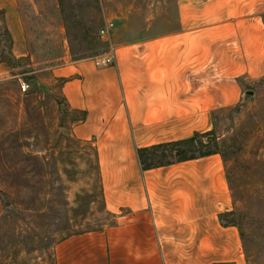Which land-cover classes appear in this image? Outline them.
Listing matches in <instances>:
<instances>
[{
	"label": "crops",
	"instance_id": "1",
	"mask_svg": "<svg viewBox=\"0 0 264 264\" xmlns=\"http://www.w3.org/2000/svg\"><path fill=\"white\" fill-rule=\"evenodd\" d=\"M25 1L0 0L11 54L49 68L62 80L68 108L85 114L74 121L72 134L94 149L104 211L112 215L102 229L62 241L58 264H251L239 226L226 222L235 204L219 152L148 169L138 156L142 148L206 134L213 114L239 101L235 77L223 76L222 48L213 45L208 68L212 45L202 29L159 30L151 16L132 28L128 16H118L115 62L97 68L89 58L72 59L65 39L53 56L45 45L36 47L30 38L36 33L24 20ZM127 28L136 37L120 39ZM246 31L261 36L258 52L247 59L260 68L254 72L264 73V33ZM11 71L0 62V79Z\"/></svg>",
	"mask_w": 264,
	"mask_h": 264
},
{
	"label": "rangeland",
	"instance_id": "2",
	"mask_svg": "<svg viewBox=\"0 0 264 264\" xmlns=\"http://www.w3.org/2000/svg\"><path fill=\"white\" fill-rule=\"evenodd\" d=\"M22 6L28 30L36 33L31 40L51 56L65 39L72 59L91 60L106 45L99 28L108 20L117 26L118 16H128L132 28L151 16L159 30L202 29L212 45L208 68L214 65L213 45L222 48L223 76L235 77L240 98L213 114L212 128L200 138L208 145L190 152L223 156L235 204L227 220L239 226L250 263L264 264V73L248 62L261 36L246 31L264 33V0H27ZM131 32L127 28L118 37H136ZM0 43L7 51L2 35ZM233 61L239 66H230ZM31 63L16 58L12 74L0 79V264H58L62 241L112 222L94 149L72 134L81 114L64 102L62 80Z\"/></svg>",
	"mask_w": 264,
	"mask_h": 264
},
{
	"label": "trees",
	"instance_id": "3",
	"mask_svg": "<svg viewBox=\"0 0 264 264\" xmlns=\"http://www.w3.org/2000/svg\"><path fill=\"white\" fill-rule=\"evenodd\" d=\"M0 23H2V35L4 41L7 43V51L1 48L0 43V62L6 63L8 66H12L14 58L11 54L12 37L5 25L4 13L0 11ZM81 118L85 117L84 113H81ZM203 135H194L193 137L180 142H173L169 144H160L152 147L142 148L138 150V156L143 169H148L163 164L171 163L172 161H182L186 159L195 158L197 156H203L215 151L206 150L200 154H194L190 152L191 147L195 145L207 146L208 143H204L200 138ZM213 141V140H212ZM226 222H231L226 220Z\"/></svg>",
	"mask_w": 264,
	"mask_h": 264
},
{
	"label": "built area",
	"instance_id": "4",
	"mask_svg": "<svg viewBox=\"0 0 264 264\" xmlns=\"http://www.w3.org/2000/svg\"><path fill=\"white\" fill-rule=\"evenodd\" d=\"M115 23L111 20H108L101 26L98 30V37L106 43L104 49L92 57V62L95 67L102 68L111 66L115 62L116 57V45L112 41L113 32L115 29ZM28 88V85L22 84V90L25 91Z\"/></svg>",
	"mask_w": 264,
	"mask_h": 264
},
{
	"label": "water",
	"instance_id": "5",
	"mask_svg": "<svg viewBox=\"0 0 264 264\" xmlns=\"http://www.w3.org/2000/svg\"><path fill=\"white\" fill-rule=\"evenodd\" d=\"M244 94L253 95V92L252 91H246ZM244 94H243V96H244ZM211 138H212L211 136L208 137V139H211Z\"/></svg>",
	"mask_w": 264,
	"mask_h": 264
}]
</instances>
